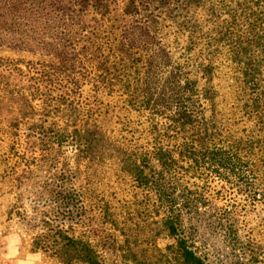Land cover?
<instances>
[{"label": "trees", "instance_id": "obj_1", "mask_svg": "<svg viewBox=\"0 0 264 264\" xmlns=\"http://www.w3.org/2000/svg\"><path fill=\"white\" fill-rule=\"evenodd\" d=\"M20 125L48 148L72 147L59 179L82 174L78 187L98 190L89 204L121 237L122 259L210 264L181 225L206 200L201 187L264 202V0H0L8 184ZM72 191L63 198L81 212L84 192ZM43 224L45 263L110 264L68 227Z\"/></svg>", "mask_w": 264, "mask_h": 264}, {"label": "rangeland", "instance_id": "obj_2", "mask_svg": "<svg viewBox=\"0 0 264 264\" xmlns=\"http://www.w3.org/2000/svg\"><path fill=\"white\" fill-rule=\"evenodd\" d=\"M24 126L20 125L15 135L13 160L16 164L10 184L6 182L7 177H0V237L16 236L19 250L14 258L0 250V264H15V260L31 253H34L32 264H48L34 246L37 235L46 231L43 226L46 220L62 224L71 233L88 239L108 263L132 264L120 256L121 237L100 220L89 204L98 190L88 184L84 186L86 189L79 188L83 184L82 174L60 181L61 171L67 174L72 170V147L66 142H49L48 148L39 137L28 134ZM1 169L0 165V174ZM201 188L206 200H198L197 208L190 215L183 213L181 222L183 233L195 252L210 264H264V202L250 203L242 195L236 200L228 199L222 195L218 181L212 182L209 188L206 185ZM73 189L84 192L81 212L75 210L69 198H63ZM172 242L163 233L157 238L163 249Z\"/></svg>", "mask_w": 264, "mask_h": 264}, {"label": "crops", "instance_id": "obj_3", "mask_svg": "<svg viewBox=\"0 0 264 264\" xmlns=\"http://www.w3.org/2000/svg\"><path fill=\"white\" fill-rule=\"evenodd\" d=\"M16 236L7 234L0 237V250L10 258H14L18 254V245ZM34 258V253H31L24 258L15 260V264H32L31 260Z\"/></svg>", "mask_w": 264, "mask_h": 264}]
</instances>
